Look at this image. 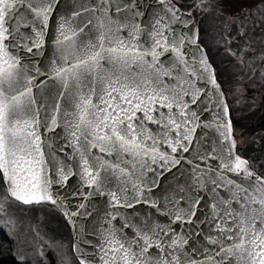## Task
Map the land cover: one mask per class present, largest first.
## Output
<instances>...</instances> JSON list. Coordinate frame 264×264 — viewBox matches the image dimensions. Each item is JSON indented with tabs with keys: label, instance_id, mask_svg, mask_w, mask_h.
I'll return each instance as SVG.
<instances>
[{
	"label": "snow or ice",
	"instance_id": "obj_1",
	"mask_svg": "<svg viewBox=\"0 0 264 264\" xmlns=\"http://www.w3.org/2000/svg\"><path fill=\"white\" fill-rule=\"evenodd\" d=\"M160 3L163 15L144 19L138 0H85L72 20L59 0H0V211L10 199L65 208L53 185L76 176L91 189L86 197L110 198L95 259L81 264H264V176L235 152L225 93L206 54L195 55L193 10L219 4L182 12ZM46 37L54 48L42 69L34 57ZM209 85L214 141L196 135L211 127L201 119ZM182 161L187 178L154 199L157 180ZM134 203L154 212L130 218ZM79 209L91 215L85 202ZM79 209L65 211L73 227Z\"/></svg>",
	"mask_w": 264,
	"mask_h": 264
},
{
	"label": "rangeland",
	"instance_id": "obj_2",
	"mask_svg": "<svg viewBox=\"0 0 264 264\" xmlns=\"http://www.w3.org/2000/svg\"><path fill=\"white\" fill-rule=\"evenodd\" d=\"M173 1L186 11L199 4L196 3L197 0ZM224 4L222 6H227ZM198 11L199 9H194L193 14L200 28L201 43L207 52L214 56L215 50L222 45L220 42L224 41L223 20L218 19V15L210 10L200 15L196 14ZM230 45L227 41L223 46L226 48ZM214 58L216 59L215 56ZM215 59L212 64L225 86L231 112L237 124L235 136L240 147H244L243 152L249 157H254L253 154H247L249 149L255 146L260 148V159H252L251 166L259 175L264 176V131L255 132L256 123L251 124L252 129L251 126H240V123H245L255 113L258 117L264 116V87H261L264 84V76L259 73L245 81L231 79L233 67L221 70L219 62ZM3 195L4 183L0 181V197ZM0 231L10 238L13 255L21 264H79L73 253L70 228L60 211L53 206L22 205L10 199L5 202L4 211H0ZM41 250L43 256L39 254Z\"/></svg>",
	"mask_w": 264,
	"mask_h": 264
},
{
	"label": "water",
	"instance_id": "obj_3",
	"mask_svg": "<svg viewBox=\"0 0 264 264\" xmlns=\"http://www.w3.org/2000/svg\"><path fill=\"white\" fill-rule=\"evenodd\" d=\"M84 2L85 0H59L58 7L60 8V15L71 17L72 20H79V17H72V12L80 10V5ZM166 2H170L172 4L178 5L173 0H166ZM138 6L141 8V16L144 19L153 18L157 14L163 15V8L161 6L160 0H138ZM181 11L186 12V10L182 8ZM194 24L195 27L199 30L198 43L201 49V51H196L195 55L200 56L202 53L206 54V58L208 59L211 66L214 68L212 62L209 59L206 49L200 42V28L195 16H194ZM176 27L177 30H179L183 26L178 24ZM54 33H55V29H52L50 27V34H54ZM53 48H54V44L51 41H49L48 37H46V43L44 45V49L42 50L41 54L34 57V60L39 63V66L42 69L45 68V66L48 64L49 62L48 58L52 55ZM192 48L195 49V45H193ZM215 76L217 79L216 71H215ZM217 82L220 83L218 79ZM220 86H221V90H223L221 83ZM225 97L227 99L226 94ZM206 103L208 108L211 109V111H205L203 113L201 118L202 124L211 125V127H204L197 129L196 135L198 137H201L202 139H212L214 141L219 136V133L215 127V122L217 120V113L219 109L216 104V93L212 91L211 85H209V99L206 101ZM228 108H229V115L231 117L229 103H228ZM224 119H227V117H225ZM232 126H233V121H232ZM57 131H59V129H57ZM202 132L204 134L203 136H201ZM233 135H234V126H233ZM235 152L238 154L237 144H236ZM194 154L195 153H192V155ZM181 164L183 165L182 167L177 166L180 168V172H177V167H174L171 170V172L165 171L164 175L157 180L156 186L151 189V193L153 194L154 199L159 201L160 197L166 193L170 185L174 184L177 180H182L187 178L188 165L184 161H182ZM257 175L261 176L258 173ZM53 190H54V194H58L60 197L63 198L65 208L60 207V201H58L57 204L55 205L47 201L40 202L38 204H47L53 206L63 215L72 234L73 253L79 264H81L82 258L87 261H94L95 254L96 252H98V248H94L95 242L98 239V236L96 234L98 230L97 225L101 222V218L103 216V212L101 211V209L108 207V204H106L105 201L110 198L106 196H96L95 194L86 197L84 194L91 191V189H89L86 186H83L79 178L76 176L70 177L66 185L54 184ZM82 201L85 202L86 208L88 211L91 212V215H83L85 209H79V205ZM17 203L22 204L20 202ZM38 204H33V205H38ZM78 209L82 214L77 217H74L76 223H75V227H73V224L69 222L67 216L65 215V211H77ZM208 211L209 209L207 208L202 209L201 211L197 212V216H200L201 219L203 220L204 217L207 216ZM126 212L130 214V218H132L131 214L133 213L136 216L143 218L146 212L151 215L152 212H154V209L149 204L134 203V207L130 209H126ZM156 216L158 218H162V213H157ZM195 223L197 230H200L202 225L199 222H195ZM204 227H206V225H204ZM181 228L183 229V225H181ZM89 241H91V243ZM77 245L79 246V251H77Z\"/></svg>",
	"mask_w": 264,
	"mask_h": 264
},
{
	"label": "trees",
	"instance_id": "obj_4",
	"mask_svg": "<svg viewBox=\"0 0 264 264\" xmlns=\"http://www.w3.org/2000/svg\"><path fill=\"white\" fill-rule=\"evenodd\" d=\"M207 2L219 4V7L215 8L216 10L211 9L210 11L215 12L219 17L218 19L223 20L222 27L224 32L222 35V40L224 41L220 42V44L222 43L221 47L215 50L214 56L216 59L213 54L207 52L208 56L210 55V61L213 62V59L217 60L221 70L233 67L231 79L235 78V80L241 79L245 81L248 78L252 79L255 75H259V73L260 76H264L261 75L264 74V30L259 24V17L264 14V9L259 6V1L207 0ZM196 3H200V0H197ZM223 4L227 6H222ZM253 15L257 17L256 22L251 19ZM227 41L228 45L232 44L225 48L223 45ZM230 41L231 43H229ZM242 59H244L243 62H240ZM216 75L225 92V86L220 80L219 74L217 73ZM227 80L229 79L227 78ZM228 103L230 105L229 101ZM231 118L234 126L237 125L232 112ZM253 120L254 122L252 123ZM254 123L257 124L255 132L264 131V116L258 117L257 113L251 115L245 123H240V126L245 128ZM12 249L10 238L6 233L0 231V264H21L14 257Z\"/></svg>",
	"mask_w": 264,
	"mask_h": 264
},
{
	"label": "flooded vegetation",
	"instance_id": "obj_5",
	"mask_svg": "<svg viewBox=\"0 0 264 264\" xmlns=\"http://www.w3.org/2000/svg\"><path fill=\"white\" fill-rule=\"evenodd\" d=\"M233 126H234V124H233ZM236 128H237V125L234 126V135H235V132H236ZM251 129H252V126H251ZM235 138H236V136H235ZM236 140H237V151H238V154L240 156L244 157L245 159L249 160L250 164L253 161L252 159H254V158H255V160H257V159L259 160L260 159L258 157V155L261 154V153L259 151L260 148L258 146H255L254 148H251V149L248 150L247 154H249V155L253 154L254 155V157L252 158V157H249V156L245 155V152H243L244 147L241 148L237 138H236Z\"/></svg>",
	"mask_w": 264,
	"mask_h": 264
}]
</instances>
